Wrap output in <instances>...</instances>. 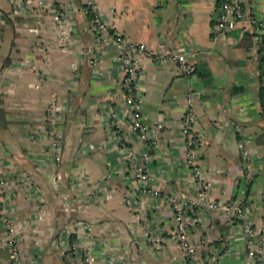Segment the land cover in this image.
<instances>
[{
  "label": "crops",
  "instance_id": "0c3cea01",
  "mask_svg": "<svg viewBox=\"0 0 264 264\" xmlns=\"http://www.w3.org/2000/svg\"><path fill=\"white\" fill-rule=\"evenodd\" d=\"M44 2L29 10L19 0H0V173L7 181L0 184V214L3 205L15 215L23 264H81L83 246L92 264H187L179 243L164 239L175 228L170 195L196 202L186 215L197 264H264V29L215 31L217 0H96L113 30L148 50L138 82L143 139L131 128L118 47L102 50L95 42L83 0ZM245 6L264 19V0ZM60 30L71 39L62 42ZM160 49L185 51L210 69L211 81L149 54ZM188 96L201 139L203 198L185 162ZM52 102L60 108L53 139ZM52 140L62 148L59 164ZM134 167L156 192L143 190ZM228 200L241 204L256 230L254 256L243 219L209 206ZM76 221L90 228L72 231ZM3 239L0 215V264H10Z\"/></svg>",
  "mask_w": 264,
  "mask_h": 264
},
{
  "label": "built area",
  "instance_id": "2783aa9c",
  "mask_svg": "<svg viewBox=\"0 0 264 264\" xmlns=\"http://www.w3.org/2000/svg\"><path fill=\"white\" fill-rule=\"evenodd\" d=\"M20 4L29 10H39L45 6L44 0H19ZM87 10L90 12L91 27L95 42L103 50L110 46L118 47V59L122 63L123 67V86L126 89L125 102L131 108V128L139 133V136L143 139L148 138V127L143 122L142 115V97L139 92L138 82L140 80V66L141 57L147 54V48L142 42H133L125 38L120 32L115 31L111 28L109 23L106 21L96 0H83ZM218 7L214 17V29L217 32H223L226 30L234 29L239 27L242 32L260 31L264 29V19H261L253 9H248L245 6V0H217ZM61 13L56 11L53 13V18L56 22H61ZM56 36L62 41L71 39V34L66 30H60L56 32ZM160 46H164L163 43ZM153 58L157 60H168L171 59L176 64V69L180 74L193 75L195 73V63L190 60L185 51H172L167 52L162 49L158 51H152ZM34 67V66H33ZM38 79V78H37ZM193 97L188 96L185 101V109L182 118L181 131L185 136L186 153L185 162L190 166L193 175L197 179L199 186V198H203L204 182V171L199 165V147L200 137L194 129V123L196 121L195 113L192 110ZM59 106L55 103H51L48 107L49 117L47 120V134L53 139L55 135V115L59 111ZM239 125H235V129H239ZM119 143H121L119 141ZM51 147L53 148V159L56 164H59L62 159V148L59 143L51 141ZM242 154L248 158L249 148L243 141L239 142ZM128 154L131 155V151L128 150ZM148 155L145 154V158ZM134 174L139 180L144 182L143 190L156 192V189L148 184V174L141 167H134ZM7 181L0 173V184L5 186ZM82 199L79 197V200ZM5 201L8 200L6 196ZM172 210V218L175 224L173 233L164 238L165 240L174 239L179 243L182 254L187 264H197V249L192 244L188 225L190 219L186 215L187 207L192 208L196 203L195 201L186 203L181 201L177 196H168ZM127 203L133 206V200L130 197L126 198ZM209 206L214 209H232L235 214L243 219V224L248 234L246 241V248L250 256H254V238H256V230L252 227L251 223L247 220L244 208L235 200H228L224 202L210 201ZM40 211H45L44 208L40 207ZM1 221L4 226V239L3 243L7 247L9 254L10 264H23L22 252L20 248L21 240L23 236L20 233L19 225L12 216L9 209L5 206L1 207ZM72 231L77 229H88L90 225L87 222L76 221L72 225ZM81 264H92L94 256L91 251L83 246L80 252ZM216 261L215 258H212ZM219 264V263H218ZM221 264V263H220Z\"/></svg>",
  "mask_w": 264,
  "mask_h": 264
},
{
  "label": "trees",
  "instance_id": "16d2710c",
  "mask_svg": "<svg viewBox=\"0 0 264 264\" xmlns=\"http://www.w3.org/2000/svg\"><path fill=\"white\" fill-rule=\"evenodd\" d=\"M195 73L201 77L205 83H209L211 80V72L210 69L204 65V64H200V65H195Z\"/></svg>",
  "mask_w": 264,
  "mask_h": 264
},
{
  "label": "rangeland",
  "instance_id": "374dc122",
  "mask_svg": "<svg viewBox=\"0 0 264 264\" xmlns=\"http://www.w3.org/2000/svg\"><path fill=\"white\" fill-rule=\"evenodd\" d=\"M12 216H13V214H12ZM14 218H15V215H14ZM15 220H16V218H15ZM3 230H4V226H3ZM3 245L6 246L4 243H3ZM6 249H7V247H6ZM7 250H8V249H7Z\"/></svg>",
  "mask_w": 264,
  "mask_h": 264
}]
</instances>
